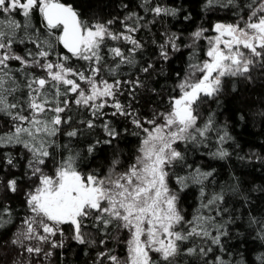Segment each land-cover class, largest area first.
Instances as JSON below:
<instances>
[{
  "label": "snow or ice",
  "instance_id": "snow-or-ice-1",
  "mask_svg": "<svg viewBox=\"0 0 264 264\" xmlns=\"http://www.w3.org/2000/svg\"><path fill=\"white\" fill-rule=\"evenodd\" d=\"M121 9L89 18L66 0H0V248L12 264H44L68 239L97 249L91 264H243L226 239L240 219L231 198L249 197L189 153L231 155L226 124L202 105L228 80L264 75V0H199L211 22L187 36L156 29L183 10L166 0ZM184 50L186 68L164 96L149 81ZM145 92L160 100L148 115L136 107ZM125 134L138 138L130 160L116 153L103 171L83 167ZM193 187L189 212L180 193ZM21 192L22 211L9 195ZM247 222L264 241V218Z\"/></svg>",
  "mask_w": 264,
  "mask_h": 264
},
{
  "label": "trees",
  "instance_id": "trees-1",
  "mask_svg": "<svg viewBox=\"0 0 264 264\" xmlns=\"http://www.w3.org/2000/svg\"><path fill=\"white\" fill-rule=\"evenodd\" d=\"M66 2L72 3L86 17L110 18L117 13L123 15L127 11V9H121L123 3L126 2L135 9L139 0H66ZM166 2L172 7L183 10L175 17H166L163 24L156 26L158 31L167 28L187 36L197 26L211 22L202 18L199 0H166ZM188 12L192 13V18L185 20L184 16ZM187 51L174 54L172 59L163 65L157 63L158 74L149 83L158 90H163L162 95H167V90L176 79L175 74L183 73L185 70L188 60ZM154 54L155 46L149 44L145 49L143 60L154 58ZM139 100L140 103L136 107L144 115L150 114V109L160 103L159 98L153 97L150 92L143 93ZM210 111L215 112L219 124H226L227 130L233 137L229 145H225L231 155L225 159H211L201 155V150H193L189 153V162L205 169L214 168L218 183L238 184L240 190L249 197L247 203L237 197L231 198L230 206L237 209L236 214L240 219L230 226L231 236L226 239V243L232 249L234 257L242 260L243 264H259L257 257L264 253V241L256 237L254 229L249 227L247 221L249 215L264 218V75L259 72L254 73V80L251 83L239 79L228 80L217 100H211L202 105V112L205 115ZM118 124L120 127L124 126L122 118ZM99 134L102 135V133ZM94 136L95 134L81 137L78 146H82L86 140H93ZM137 144L138 138L125 134L112 145H99L98 151L84 161L83 167L103 171L116 153H119L125 161L130 160ZM241 156L245 159H240ZM23 170V162H21L11 174L19 176ZM25 190L27 189L22 187V192ZM22 192L14 196L9 194L11 203L21 211L23 210L21 208ZM180 196L182 206L190 212L197 202V189L190 188L180 193ZM65 227L67 232L68 226ZM12 231L11 228L4 231L3 240H8ZM96 250L86 249L68 239L66 246L63 249L54 250L51 260H45L44 264H91ZM13 259L10 249L0 248V264H12Z\"/></svg>",
  "mask_w": 264,
  "mask_h": 264
}]
</instances>
